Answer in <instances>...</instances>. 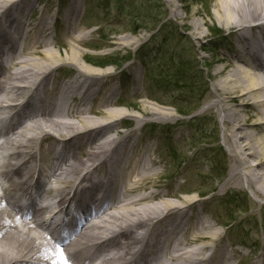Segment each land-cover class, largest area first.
<instances>
[{
	"label": "bare ground",
	"instance_id": "6f19581e",
	"mask_svg": "<svg viewBox=\"0 0 264 264\" xmlns=\"http://www.w3.org/2000/svg\"><path fill=\"white\" fill-rule=\"evenodd\" d=\"M79 2L65 8L66 33L53 35L59 13L45 17L41 0H0V264H233L217 249L219 230L188 215L195 201L156 191L153 147L135 153L133 132L121 131L125 112L112 108L109 73L80 63L89 34L79 28ZM213 15L238 38L229 77L205 107L226 112L233 167L225 185L243 180L264 200V22L248 24L264 19V2L217 0ZM68 68L72 77L58 75ZM157 106L140 113L174 116Z\"/></svg>",
	"mask_w": 264,
	"mask_h": 264
},
{
	"label": "rangeland",
	"instance_id": "374dc122",
	"mask_svg": "<svg viewBox=\"0 0 264 264\" xmlns=\"http://www.w3.org/2000/svg\"><path fill=\"white\" fill-rule=\"evenodd\" d=\"M41 1L37 8L45 9V17L49 12L59 13L53 35L60 28L65 34V8L72 0ZM107 1L80 0L78 4L79 9L85 11L79 28L89 34L87 43L80 47L83 53L80 63L109 73L108 83L115 86L119 105L112 108L125 112L123 127L126 128L121 131L133 132L135 138L130 145L135 153H140L147 145L153 147V157L159 162L157 167L161 173L160 179L155 181L160 185L156 191L172 190L179 199L195 201V209L188 215L206 219L219 230L217 249L220 253L226 250L235 264H264V200L253 195L243 180L225 185L233 167L221 121L226 112L221 108H205L214 96V84L229 77L232 70L228 67V56L234 55L238 48L236 30L218 24V18L213 15L217 0H179L172 4L162 0L166 6V17L160 15L162 18L152 17V12L161 13L163 8L149 7L156 1L161 5V0H143L144 6L140 0ZM261 22L264 19L259 17L248 24ZM195 23L202 25L196 29ZM200 32L205 33L203 39L198 37ZM254 34L262 37L260 31ZM222 36L224 38H220ZM145 49L153 56L156 50H163L161 56L167 64L162 68L173 77L171 85H164L149 74L145 63L153 56L138 58ZM54 50L64 58L68 55L65 48ZM222 56L226 60L221 61ZM219 68L226 71L215 78L214 72ZM64 70L58 75L73 76L69 74V71L74 72L72 68ZM145 100V106L158 105L163 108L162 113H172L175 117L165 120L143 117L140 109L145 107L141 103ZM230 106L234 107L232 103ZM185 113L188 115L184 116ZM223 168L225 173L221 177ZM48 182L49 187L57 184L54 179ZM235 192L243 195L245 204L237 202L241 208L235 206L234 212L229 198ZM203 195L206 198H198Z\"/></svg>",
	"mask_w": 264,
	"mask_h": 264
},
{
	"label": "trees",
	"instance_id": "16d2710c",
	"mask_svg": "<svg viewBox=\"0 0 264 264\" xmlns=\"http://www.w3.org/2000/svg\"><path fill=\"white\" fill-rule=\"evenodd\" d=\"M110 0H108L107 2H109ZM154 7V9L153 10H155V9H157V8H159V9H162L164 6H162V5H160V1H156V3L155 4H152V5H150L149 7L151 8V7ZM121 12H123V9H122V11ZM165 16L166 17V11H162L161 13H156V12H152V17H155V18H162L161 16ZM149 16V15H148ZM160 23V22H159ZM158 23V24H159ZM219 33L222 35V33L219 31ZM146 50V49H145ZM157 52L154 54L155 56H153V54H151V55H149V54H147V50H146V52H143V54H142V56H139L138 58H139V60H143V59H146V58H150V56H153V58H151L150 60H149V62H146L145 63V66H146V68H147V71L149 72V74H152L153 76H152V78L153 77H156L157 79L156 80H159V81H161L162 83H164V85H167V86H169V85H171V82L172 81H170V79H172L173 77L172 76H170V74L168 75V73H167V71H163V68H162V66L164 67V65L166 66V60H164L163 58H162V49H158V50H156ZM156 69V71H155V73H154V70ZM153 70V71H152ZM168 70H171L170 69V67L168 68ZM180 71H183V70H180ZM154 73V74H153ZM148 74V75H149ZM150 76L151 75H149V78H150ZM181 78V77H180ZM179 78V79H180ZM156 80H154V82L156 81ZM188 113H190V112H188ZM188 113H185V115L184 116H186V115H188ZM190 115V114H189ZM222 170V169H221ZM221 173H223V174H221L222 176L221 177H223L224 176V173H225V169L223 168V172L221 171ZM214 192V191H213ZM204 196V195H203ZM203 196H201V197H203ZM231 201H233V204H235V206H237V207H240L241 208V206H238L237 205V202H239V203H241L242 205L243 204H245V200L243 199V195H240L239 193H236L235 192V194H232V197L231 198H229ZM228 226V225H227Z\"/></svg>",
	"mask_w": 264,
	"mask_h": 264
}]
</instances>
